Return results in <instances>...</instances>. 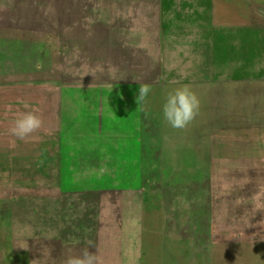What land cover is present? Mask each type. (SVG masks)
Masks as SVG:
<instances>
[{"label":"rangeland","instance_id":"obj_1","mask_svg":"<svg viewBox=\"0 0 264 264\" xmlns=\"http://www.w3.org/2000/svg\"><path fill=\"white\" fill-rule=\"evenodd\" d=\"M184 85L199 112L173 129L162 105ZM32 109L41 127L11 136ZM85 250L264 264V0H0V264Z\"/></svg>","mask_w":264,"mask_h":264},{"label":"clouds","instance_id":"obj_2","mask_svg":"<svg viewBox=\"0 0 264 264\" xmlns=\"http://www.w3.org/2000/svg\"><path fill=\"white\" fill-rule=\"evenodd\" d=\"M151 87L141 85L138 89L136 102L139 104L148 97ZM28 106L25 105V108ZM200 101L197 95L187 85L170 90L162 105L164 120L173 129L186 128L199 112ZM41 117L38 110L20 112L11 122L9 133L11 136L24 140L41 127ZM64 264H97V258L85 250L80 256H68Z\"/></svg>","mask_w":264,"mask_h":264},{"label":"water","instance_id":"obj_3","mask_svg":"<svg viewBox=\"0 0 264 264\" xmlns=\"http://www.w3.org/2000/svg\"><path fill=\"white\" fill-rule=\"evenodd\" d=\"M40 46H41V44H40V41H35V42H33V45H32V50H33V52L35 53V54H37V55H40ZM62 61H57V60H55V63H54V65H55V67H54V70H56L57 69V72H58V74L60 73V75H62L63 74V72L62 71H64L63 70V63H61ZM59 71H61V72H59ZM62 73V74H61ZM8 82H29V83H31L32 82V80H26L25 78H23V77H21L20 75H18V74H14V76L13 77H11V79H9V81H7V83ZM112 203V205L113 206H110V207H115V209H117V210H121L120 212H122V205H121V201H120V197H118V198H116V199H114L113 200V202H111ZM120 217V219H117V221H114V220H112L113 221V223L112 222H110V223H107V225L108 226H112V225H116L117 226V222L118 223H121V221H122V217H123V215L120 213V215H119ZM102 239V236L100 235V240Z\"/></svg>","mask_w":264,"mask_h":264},{"label":"trees","instance_id":"obj_4","mask_svg":"<svg viewBox=\"0 0 264 264\" xmlns=\"http://www.w3.org/2000/svg\"><path fill=\"white\" fill-rule=\"evenodd\" d=\"M246 190H249V192H248V195H246V196H244V198H243V201H245V202H247V203H249L250 202V200H251V191H253V187H246ZM250 194V195H249ZM247 215H248V213H246V214H242V215H237V217H236V220L235 221H238V223L240 222V223H242V222H246V220L245 219H247ZM239 219H241V220H239ZM110 222H111V220H110ZM99 235H101V232L99 233ZM100 240V239H99ZM99 242H101V241H99Z\"/></svg>","mask_w":264,"mask_h":264}]
</instances>
